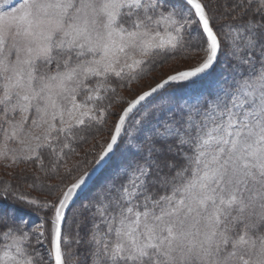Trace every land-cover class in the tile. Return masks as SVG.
Here are the masks:
<instances>
[{
  "label": "snow or ice",
  "instance_id": "snow-or-ice-1",
  "mask_svg": "<svg viewBox=\"0 0 264 264\" xmlns=\"http://www.w3.org/2000/svg\"><path fill=\"white\" fill-rule=\"evenodd\" d=\"M0 162V264H264V0H0Z\"/></svg>",
  "mask_w": 264,
  "mask_h": 264
},
{
  "label": "rangeland",
  "instance_id": "rangeland-1",
  "mask_svg": "<svg viewBox=\"0 0 264 264\" xmlns=\"http://www.w3.org/2000/svg\"><path fill=\"white\" fill-rule=\"evenodd\" d=\"M14 2H17V0H14ZM224 2L226 3L228 2V0H225ZM217 4L223 5L224 4L223 0H217ZM220 10L223 11V8H220ZM221 22H224V21H221ZM196 63H197V60H189L186 63L181 61L180 59L168 60L163 65L158 66L154 72L149 73V75L146 76L143 80L139 82H133L131 85L128 86V88H119L118 91L126 99L133 98V94L131 90H134L136 93H140L142 91L148 90L149 86H154L156 82L162 81L164 78H166V76L175 74L176 72L184 70L185 68H188L190 66H193ZM228 63L230 62L227 61L225 57H221V63L217 65L216 70L213 73L212 79L219 78L222 74L226 73L227 71L226 65ZM153 76H155V80L152 79ZM207 84L208 82H204L202 86L207 87ZM167 95H170L175 100L180 101L181 98L185 97L186 93L184 89L178 88L175 90L169 89V93ZM112 119L114 120L115 118L113 117ZM107 138H108V133H107V128H105L98 135L95 136V139H93L92 137H89L88 143L82 144L81 147L78 149V151L81 153V156H83L84 152L89 150L93 144H96L97 142L103 143ZM87 159L91 161L92 156L89 155ZM119 159H120V153L118 152L117 157L114 159L113 166L106 170V174L111 173V171L115 167V164L119 162ZM18 171L19 169H16L14 171L11 168H5L4 163L0 162V183L4 181H9L13 183L14 185H18L19 190L21 192L38 199L41 203H44L46 201H51L54 199V197L50 195L48 191V186L50 184L58 183L59 182L58 179L45 181L41 188H31L29 187V185L32 183L31 175H29V179L18 182V179L16 177V173ZM67 183H69V180L65 179V184ZM85 202H86V198L82 197L73 205L72 212L69 213L70 220L72 219L73 213H79L83 211L81 205ZM32 213H35L37 215L34 216L32 215ZM32 213L30 214L29 219L33 224H40L43 218H46L45 210H36V211H33Z\"/></svg>",
  "mask_w": 264,
  "mask_h": 264
},
{
  "label": "trees",
  "instance_id": "trees-1",
  "mask_svg": "<svg viewBox=\"0 0 264 264\" xmlns=\"http://www.w3.org/2000/svg\"><path fill=\"white\" fill-rule=\"evenodd\" d=\"M224 1H225V0H223V3H225ZM32 215H34V216H35V215H37V214H35V213H32Z\"/></svg>",
  "mask_w": 264,
  "mask_h": 264
},
{
  "label": "water",
  "instance_id": "water-1",
  "mask_svg": "<svg viewBox=\"0 0 264 264\" xmlns=\"http://www.w3.org/2000/svg\"><path fill=\"white\" fill-rule=\"evenodd\" d=\"M77 201H78V200H77ZM77 201H76V202H77ZM72 207H73V206H72Z\"/></svg>",
  "mask_w": 264,
  "mask_h": 264
}]
</instances>
